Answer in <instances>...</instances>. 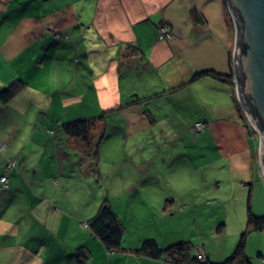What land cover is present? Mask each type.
I'll return each mask as SVG.
<instances>
[{
	"label": "crops",
	"instance_id": "obj_1",
	"mask_svg": "<svg viewBox=\"0 0 264 264\" xmlns=\"http://www.w3.org/2000/svg\"><path fill=\"white\" fill-rule=\"evenodd\" d=\"M236 31L226 0H0V96L25 83L0 98V264H173L136 253L152 238L229 259L249 205L264 218V169L233 83L194 78L230 77ZM101 118L88 140L63 129ZM105 201L125 228L114 251L89 227ZM181 218L197 231L165 233ZM245 251L264 264V231Z\"/></svg>",
	"mask_w": 264,
	"mask_h": 264
},
{
	"label": "trees",
	"instance_id": "obj_2",
	"mask_svg": "<svg viewBox=\"0 0 264 264\" xmlns=\"http://www.w3.org/2000/svg\"><path fill=\"white\" fill-rule=\"evenodd\" d=\"M203 75H212L221 80L230 83L232 82L231 75L227 78L211 73L197 75L194 79ZM24 85L25 83L22 81L12 83L1 93L0 98L2 102H9L24 88ZM100 120L102 121V118L92 120H76L64 124L63 129L69 136L80 137L84 140H88L91 131L95 129L94 126ZM89 227L110 251L121 248V242L125 233V228L119 220L114 208L107 201L102 204L98 214L89 221ZM258 231H264V218L254 217L249 205L247 228L241 237L237 249L229 259L222 263L216 264H250L246 257L245 251L246 239L249 234ZM136 253L155 259H164L173 264H215L209 261H199L195 256V246L190 242H181L163 249L160 248L155 240L150 239L145 241L141 248L136 251ZM82 257L83 261H80V264H84V259L86 258L85 255H82Z\"/></svg>",
	"mask_w": 264,
	"mask_h": 264
},
{
	"label": "water",
	"instance_id": "obj_3",
	"mask_svg": "<svg viewBox=\"0 0 264 264\" xmlns=\"http://www.w3.org/2000/svg\"><path fill=\"white\" fill-rule=\"evenodd\" d=\"M237 29L233 71L239 96L262 136L264 169V0H226Z\"/></svg>",
	"mask_w": 264,
	"mask_h": 264
},
{
	"label": "rangeland",
	"instance_id": "obj_4",
	"mask_svg": "<svg viewBox=\"0 0 264 264\" xmlns=\"http://www.w3.org/2000/svg\"><path fill=\"white\" fill-rule=\"evenodd\" d=\"M258 140V139H257ZM254 144V142H253ZM121 145H118L117 147H120ZM116 158L118 157H121V155H116L115 156ZM103 186H100V189L102 188ZM105 188H107L105 186ZM99 190V188H98ZM127 198L131 201H137L139 200V197H137L136 199V192H132V191H129L127 194H126ZM146 196V195H145ZM220 209L218 208H212V206H209L208 207V212L207 214L205 215V218L203 220H201L202 222V227L205 229V231H209L210 228L213 226V225H217L219 224V217H220ZM194 221L195 220H192V225L189 224L187 222V220L181 218V219H176L175 221H170L169 223V227L171 228L172 227V231L170 233L166 232V228H167V225L166 223L161 220L160 222H164V230H165V233L167 234H174L175 236H178L180 231H178L179 229H182V233H194L197 231V228L194 224ZM217 223V224H215ZM143 230H150V232L156 234L159 238H163V235H162V231H154L155 228H156V223H152V225L148 226V224H143ZM154 231V232H153ZM230 239L232 238V235H229ZM153 239V238H152Z\"/></svg>",
	"mask_w": 264,
	"mask_h": 264
},
{
	"label": "built area",
	"instance_id": "obj_5",
	"mask_svg": "<svg viewBox=\"0 0 264 264\" xmlns=\"http://www.w3.org/2000/svg\"><path fill=\"white\" fill-rule=\"evenodd\" d=\"M172 37V34H171V31L169 30V28L166 26V25H163L160 27L159 29V38L160 39H167V38H171ZM234 53V52H233ZM233 56L232 55V71H233ZM234 83H238V80H237V77L235 76L234 77ZM204 125L202 123H197L195 126H193V131L194 132H197L198 130L197 129H201V130H204ZM254 126L251 125V130H252V135L253 137L255 138L254 136V133H255V130H254ZM16 160H10L8 162V166L7 168L8 169H13L15 166H16ZM0 184H1V188L3 190L7 189L8 188V184H9V176L8 175H3L2 177H0ZM196 257L200 260V261H204V254L202 252V250H197L196 251ZM263 263H264V258H263Z\"/></svg>",
	"mask_w": 264,
	"mask_h": 264
},
{
	"label": "bare ground",
	"instance_id": "obj_6",
	"mask_svg": "<svg viewBox=\"0 0 264 264\" xmlns=\"http://www.w3.org/2000/svg\"><path fill=\"white\" fill-rule=\"evenodd\" d=\"M236 38H237V31H236ZM230 62H232V59L230 60ZM236 76V74H235V72L234 71H231V77H232V83H233V85H234V87H235V90H236V93H237V95H238V99H239V101H240V103H241V106L243 107V109H244V112L246 113V115H247V118H248V122H249V128H250V132H251V134H252V130H251V125H253L254 127H255V125H254V123L251 121V118H250V116H249V113H248V111H247V109L245 108V106H244V104L242 103V101H241V99H240V96H239V91H238V83L236 84V83H234V77ZM237 77V76H236ZM200 123H202V122H200ZM205 127H204V130H201V129H197L198 131V133H202V132H204L205 130H206V124L205 123H202ZM196 125V124H195ZM194 125V126H195ZM254 130H255V133H254V136H255V140H256V142H257V145H258V150H259V155H260V157H261V145H262V136H261V133H260V131L255 127L254 128ZM258 139V140H257ZM260 162H261V158H260ZM198 249H196L195 248V256H196V251H197ZM203 252V251H202ZM204 254V253H203ZM264 258V257H263ZM198 259V258H197ZM199 260V259H198ZM200 261V260H199ZM206 260H205V256H204V261H202V262H205Z\"/></svg>",
	"mask_w": 264,
	"mask_h": 264
},
{
	"label": "clouds",
	"instance_id": "obj_7",
	"mask_svg": "<svg viewBox=\"0 0 264 264\" xmlns=\"http://www.w3.org/2000/svg\"><path fill=\"white\" fill-rule=\"evenodd\" d=\"M189 185H193V181L187 175H185L179 183H174V186L178 188H183Z\"/></svg>",
	"mask_w": 264,
	"mask_h": 264
}]
</instances>
